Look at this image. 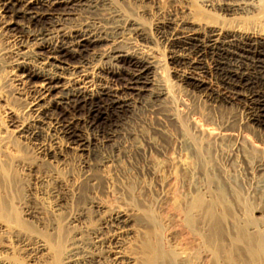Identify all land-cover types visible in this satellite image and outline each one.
Masks as SVG:
<instances>
[{
    "label": "rangeland",
    "instance_id": "obj_1",
    "mask_svg": "<svg viewBox=\"0 0 264 264\" xmlns=\"http://www.w3.org/2000/svg\"><path fill=\"white\" fill-rule=\"evenodd\" d=\"M158 1L157 11L136 0H112L93 17L109 16L108 25L136 21L146 31L149 45L141 46L143 41L124 31L123 46L140 49L158 63L155 78L165 83L169 96L155 103L132 97L113 107L95 100L91 111L85 107L77 113L85 144L76 149L59 138L55 159L43 149H53V133L44 140L18 133L16 126L31 122V98L27 86L15 79L14 39L0 28V201L13 213L9 218L0 211L1 260L118 264L114 250H120L125 264H153L146 245L159 241L175 256L190 258V264H208V252L186 223L195 198L223 191L241 219L230 217V224L228 218L232 234L244 218V203L259 209L255 216H264V131L247 124L241 106L211 102L178 81L169 46L157 31L175 2ZM189 1L200 22L247 25L202 1ZM76 15L64 27L89 16ZM182 122L193 142L184 138ZM116 211L129 217L130 230L119 246L103 244L100 239L112 233L105 219ZM42 242L54 252L59 248L58 255H47L38 245ZM69 255L73 261L68 263Z\"/></svg>",
    "mask_w": 264,
    "mask_h": 264
},
{
    "label": "bare ground",
    "instance_id": "obj_2",
    "mask_svg": "<svg viewBox=\"0 0 264 264\" xmlns=\"http://www.w3.org/2000/svg\"><path fill=\"white\" fill-rule=\"evenodd\" d=\"M136 1L158 11V0ZM199 1L234 20L244 19L247 25L200 22L193 17L189 0H174L157 25L169 46L173 71L181 84L202 92L211 102L241 106L247 124L264 131V0ZM109 4L112 0H0V28L15 42V79L27 86L31 98V122L16 127L20 135L28 133L35 139L53 133V149L42 147L49 159H55L54 150L61 147L59 138L79 149L85 144L77 113L85 107L91 111L95 100L113 107L132 97L155 103L169 96L165 83L155 78L158 63L140 49L123 46L124 31L147 46L146 31L136 21L108 25L109 16L93 17ZM81 12L89 16L64 27V22ZM180 128L184 138L192 141L187 125L182 122ZM247 203L240 205L244 218L233 227V234L228 218L241 219L235 218L223 191L208 199L198 196L189 204L194 214L187 216L186 223L208 252V264H264V216H255L259 209ZM7 210L0 201V211L10 218L13 213ZM105 220L112 233L100 241L119 246L122 235L130 230L129 217L116 211ZM38 245L53 257L60 251L54 252L46 242ZM146 247L153 264H190V258L175 256L159 241ZM114 251L118 264L128 262L120 250ZM71 261L69 255L67 262ZM0 264L8 263L0 259Z\"/></svg>",
    "mask_w": 264,
    "mask_h": 264
}]
</instances>
